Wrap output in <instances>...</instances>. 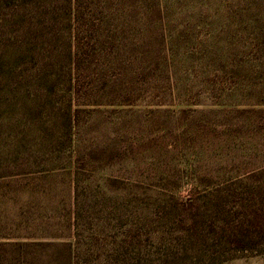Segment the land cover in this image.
Wrapping results in <instances>:
<instances>
[{
	"label": "rangeland",
	"instance_id": "374dc122",
	"mask_svg": "<svg viewBox=\"0 0 264 264\" xmlns=\"http://www.w3.org/2000/svg\"><path fill=\"white\" fill-rule=\"evenodd\" d=\"M88 2L78 105L71 0H0V264H264V0Z\"/></svg>",
	"mask_w": 264,
	"mask_h": 264
},
{
	"label": "trees",
	"instance_id": "16d2710c",
	"mask_svg": "<svg viewBox=\"0 0 264 264\" xmlns=\"http://www.w3.org/2000/svg\"><path fill=\"white\" fill-rule=\"evenodd\" d=\"M91 6L88 0H71V20H73L72 29L70 28V45L72 48L71 60L72 67L70 71L71 77H69V82L72 85L73 96L78 101V105L81 104L80 101L86 99V85L91 84L92 86L99 81L102 75H91L88 73V66L85 67L88 62V58L98 59L99 55L103 53V49L98 46L100 36L97 39L89 37L86 34L85 25L87 22H92V20H101L94 17L92 10L89 11ZM91 12V13H90ZM91 14V15H90ZM92 17V18H91ZM90 20V21H89ZM102 74V73H101ZM106 75V74H105ZM107 81H111V76L106 75ZM104 78V76H103ZM117 78V77H116ZM91 86V87H92ZM91 97V96H90ZM77 208V201H76ZM226 250H222L218 253L212 255L211 261L219 260L224 257ZM216 264V263H215Z\"/></svg>",
	"mask_w": 264,
	"mask_h": 264
}]
</instances>
